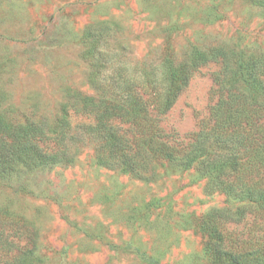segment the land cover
Segmentation results:
<instances>
[{
	"label": "rangeland",
	"instance_id": "obj_1",
	"mask_svg": "<svg viewBox=\"0 0 264 264\" xmlns=\"http://www.w3.org/2000/svg\"><path fill=\"white\" fill-rule=\"evenodd\" d=\"M105 22L108 47L131 66L178 62L193 48L264 52L258 0H0V113L52 123L67 104L75 137L70 161L0 178V207L35 228L39 264H212L200 221L239 203L207 192L194 167L163 164L147 181L99 165L80 127L91 120L73 105L100 96L89 82L86 31ZM215 69L209 63L191 77L161 121L166 131L184 136L207 117Z\"/></svg>",
	"mask_w": 264,
	"mask_h": 264
},
{
	"label": "trees",
	"instance_id": "obj_2",
	"mask_svg": "<svg viewBox=\"0 0 264 264\" xmlns=\"http://www.w3.org/2000/svg\"><path fill=\"white\" fill-rule=\"evenodd\" d=\"M258 3L264 8V0ZM109 23L86 31L93 37L87 52L89 82L100 96L83 97L73 105L91 120L80 127L94 143L96 162L147 181L163 164L194 167L205 178L207 192L221 191L239 203L211 208L202 217L208 260L264 264V52L193 48L178 62L163 56L131 66L119 47H108ZM209 63L216 66L215 101L207 117L184 136L166 131L163 117L191 77ZM72 142L67 104L52 123H16L0 113V178L19 167L70 161ZM36 238L30 223L0 207V264H39Z\"/></svg>",
	"mask_w": 264,
	"mask_h": 264
}]
</instances>
